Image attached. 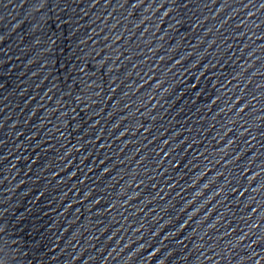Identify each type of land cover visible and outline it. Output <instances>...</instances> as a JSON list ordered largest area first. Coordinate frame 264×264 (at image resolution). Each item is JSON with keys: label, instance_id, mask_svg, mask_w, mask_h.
<instances>
[{"label": "water", "instance_id": "obj_1", "mask_svg": "<svg viewBox=\"0 0 264 264\" xmlns=\"http://www.w3.org/2000/svg\"><path fill=\"white\" fill-rule=\"evenodd\" d=\"M136 2L0 0V264L264 257V0Z\"/></svg>", "mask_w": 264, "mask_h": 264}, {"label": "snow or ice", "instance_id": "obj_2", "mask_svg": "<svg viewBox=\"0 0 264 264\" xmlns=\"http://www.w3.org/2000/svg\"><path fill=\"white\" fill-rule=\"evenodd\" d=\"M105 2H107V0H105ZM144 2H145V0H137L136 3L132 4V8H139V6H141V4H143ZM152 2H154V0H151V2H149V5H148L149 7H152ZM175 2H176V0H166V3L161 4V7H164L165 4H167V3H175ZM240 2L244 8H249V5L251 7L257 6L256 0H248L247 3H244V0H240ZM126 3H128V0H124V4H126ZM38 4L40 5V7L37 8L36 11L40 10L41 8H45L47 5V0H38ZM121 6H123V4H121ZM184 6L185 7L187 6V0H185ZM260 7L264 8V3H261ZM167 14L168 13L166 12L165 15H167ZM249 15H254V13L250 12ZM180 22L181 21H177V23H180ZM48 39L52 45H55L57 42L55 39H52V37H49ZM3 40H4V37L2 35H0V41H3ZM36 43H40V40H37ZM0 50H2V49H0ZM253 99H256V97L253 96ZM250 104L251 103L249 102V105ZM125 106H127V105H125ZM253 139H255V137H253ZM253 211H255V209H253ZM142 226L143 225H141V227ZM180 226L183 227L182 224ZM249 232H251V228L249 229ZM225 235H230V234L225 233ZM245 235H248V234L245 233ZM244 238H245V236H240L236 243L239 244V242L244 240ZM109 239H111V237H109ZM229 243L231 244V241ZM253 244H255L257 247H260L262 244H264V239L257 237V239L253 241ZM233 247H235V245H233ZM248 248L252 249V244H250L248 246ZM261 249H264V248H261ZM158 251H159V249H157V252ZM169 255H171V253H169ZM217 255L220 256L221 254L217 253ZM149 256L153 259L155 256V253H153ZM243 257H246L247 264H260V260L264 259V257H261L260 253L258 251H255V250H246V255H243ZM208 258H209V260L212 259L211 257H208ZM184 259L186 260L187 256H185ZM157 264H164V261L163 260L157 261Z\"/></svg>", "mask_w": 264, "mask_h": 264}]
</instances>
